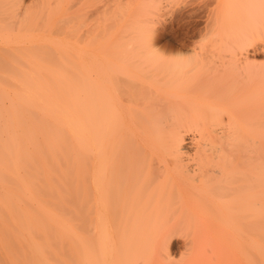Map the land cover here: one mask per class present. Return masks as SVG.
<instances>
[{
    "label": "bare ground",
    "instance_id": "1",
    "mask_svg": "<svg viewBox=\"0 0 264 264\" xmlns=\"http://www.w3.org/2000/svg\"><path fill=\"white\" fill-rule=\"evenodd\" d=\"M165 1L0 0V233L77 237L92 264L94 229L97 264H188L215 232L264 264L263 3L175 45Z\"/></svg>",
    "mask_w": 264,
    "mask_h": 264
},
{
    "label": "rangeland",
    "instance_id": "2",
    "mask_svg": "<svg viewBox=\"0 0 264 264\" xmlns=\"http://www.w3.org/2000/svg\"><path fill=\"white\" fill-rule=\"evenodd\" d=\"M243 1L246 2V0H168V3L165 1L163 9L159 11L160 13L157 16L155 15V18H157L156 21H158L155 25L159 28V40L161 43L167 42L175 45L187 42V40H190V42L216 40L219 36L217 34L218 25L216 24L215 26V21H217L218 24L219 22L223 23L225 29L235 30L238 24L239 14L241 13L240 9L244 7L243 4H245ZM250 1L254 0H248V2ZM261 1L263 3L260 10L261 15H259L257 21H255L256 32H260L261 34H259V36L261 35V37L256 36L257 48H253V50L252 48L249 49V52H252V54L249 53V56H251L254 62L264 65V0ZM250 7L252 6H249V8ZM241 11L243 12V10ZM251 11V13L254 12L253 9ZM96 14L90 17V23L95 21ZM98 14L100 15V13ZM243 14L240 15L241 20ZM211 20L214 21V24H212L213 30L211 25L209 26V24L213 23ZM206 21L210 23L208 24ZM161 23H165L164 26L161 25ZM204 25L206 28L210 29V31L207 30ZM105 33L107 32L105 31ZM257 34L258 33H256V35ZM256 49L257 53L255 52ZM263 95L258 104L261 114H264ZM88 237L95 245L94 248H92L91 255H89V263L97 264V259L100 258L99 247H96L99 243V233L92 229L88 233ZM184 238L186 239L185 236L179 234L172 239L170 250L173 253L171 258H173L174 261L180 260L183 256V252H185V250H182ZM200 238L201 241H199V243L203 245L197 248V254L194 251L196 256L193 260L191 259V262L188 264H238L237 261L235 263L231 261L235 259L229 258L230 255L225 243V237L211 232L202 235ZM77 243V237L75 239H70L66 235H57L53 233L1 232L0 264H76L77 254L73 247L76 246ZM198 253L200 254L198 255ZM232 255L234 257L236 254L233 252ZM128 256L129 253L126 250L121 251L119 257L121 264L129 262ZM163 262L165 261L163 260Z\"/></svg>",
    "mask_w": 264,
    "mask_h": 264
}]
</instances>
